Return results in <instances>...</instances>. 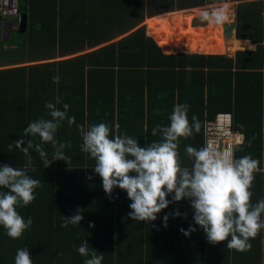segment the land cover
I'll list each match as a JSON object with an SVG mask.
<instances>
[{
	"label": "trees",
	"instance_id": "obj_1",
	"mask_svg": "<svg viewBox=\"0 0 264 264\" xmlns=\"http://www.w3.org/2000/svg\"><path fill=\"white\" fill-rule=\"evenodd\" d=\"M237 1L235 37L257 46L228 57L167 54L143 26L137 27L145 18L200 6L204 0H19V12L27 15V29L15 41L23 48V60H46L101 46L69 58L0 70V164L28 169L43 185L36 189L33 203L18 209L25 220L33 219L30 231L12 239L0 226V264H14L21 248L29 249L33 264H84L91 257L81 256L78 248L86 241L89 249L104 256L102 264H264V230L250 241L249 252L228 249L226 242L213 245L195 224L187 199L171 203L150 223L129 218L132 201L119 188L111 197L105 193L102 178L92 168L94 159L81 150L77 127L104 122L145 147L159 139L151 136L152 128L168 125L173 106L186 103L189 119L194 114L201 122L199 133L179 143L181 159L190 166L186 146L202 147L205 119L227 111L233 113V127L245 135L235 157L250 154L264 168V110L254 104L264 99L261 1ZM54 76L58 83H53ZM57 98V106L63 110L67 103L69 116L76 118L71 126L64 121L56 134L59 142L72 145L65 149L69 164L58 160L44 168L32 151V172L27 157L15 147L9 152L8 145L23 137L32 121L50 118L44 105ZM44 147L51 159L52 146ZM251 191L253 203L264 199V173H256ZM78 208L84 209L81 225L61 227L63 216L71 217ZM176 210L181 216L172 215ZM190 226L197 230L185 236L181 229Z\"/></svg>",
	"mask_w": 264,
	"mask_h": 264
},
{
	"label": "clouds",
	"instance_id": "obj_2",
	"mask_svg": "<svg viewBox=\"0 0 264 264\" xmlns=\"http://www.w3.org/2000/svg\"><path fill=\"white\" fill-rule=\"evenodd\" d=\"M200 19L210 25H222L228 21V14L224 8H217L201 12ZM58 82L59 77L54 76L53 83ZM60 103L59 98L56 103L46 102L44 107L50 118L32 121L23 130V137L14 141V145H8L9 152L15 147L27 157L32 172L36 171L32 165V151L38 154L44 168L58 160L69 164L65 149L72 145L59 142L56 134L64 121L71 126L76 124V118L69 116L67 103L63 104V110L57 106ZM189 111L190 105L175 104L168 117L169 124H157L151 130V136L159 139L145 147L140 145L138 138L127 132H114L104 122L87 127L77 125L82 137L81 150L94 159L92 168L102 178L103 190L109 197L116 188L126 191L132 201L129 205L132 211L128 214L132 220L150 223L171 203L187 199L194 211L193 220L203 229L209 243L226 242L228 249L249 252L252 250L250 241L264 230V199L253 203L251 191L256 173H264V168L260 167V160L250 154L236 158L233 152L217 150L210 143L200 148L187 145L185 154L191 165L186 166L179 152L180 140L201 131L198 116L193 114L190 120ZM35 138L40 142H35ZM25 144L27 147L23 146ZM46 144L52 146L51 159L45 150ZM42 187L39 179L28 174V169L0 164V226L7 236L20 239L25 231L31 230L33 219L25 220L18 209L33 203L36 189ZM83 211L78 208L71 217L63 216L61 227L80 226ZM172 215L179 217L181 213L176 210ZM183 215L187 218V213ZM163 220L167 227L169 216L165 215ZM90 227L95 225L90 224ZM196 230L190 226L181 232L190 236ZM78 252L81 256L91 257L85 259L84 264H102L104 259L102 254L89 249L88 241L79 246ZM31 257L28 248L18 249L14 264H33Z\"/></svg>",
	"mask_w": 264,
	"mask_h": 264
},
{
	"label": "crops",
	"instance_id": "obj_3",
	"mask_svg": "<svg viewBox=\"0 0 264 264\" xmlns=\"http://www.w3.org/2000/svg\"><path fill=\"white\" fill-rule=\"evenodd\" d=\"M230 5L231 4L229 3V4H226L224 6V10H226V13L228 15L232 14V9L229 8ZM199 9L200 8H194L193 12L198 13ZM181 11H183V10H181ZM177 12H179V11H177ZM166 14H168V13H166ZM161 15H163V14H161ZM161 15H156V16H161ZM156 16H154V17H156ZM8 18H10V17L4 18V17L0 16V70L8 69V68H14V67L34 65V64L48 62L51 60H59V59L69 58V57L75 56L77 54H81L84 52L91 51V50L96 49L99 46H101V45L95 46V47L86 49L82 52H78L75 54H70V55L62 56V57H55V58L46 59V60H32V61L23 60V56H24L23 48L21 46H19L18 44H16L15 41L19 38V36H20L19 34L24 33V32L18 31V28H17L18 17H11L13 19H8ZM193 21H194V19H193ZM194 25H196V24H194ZM139 26H142V25H139ZM200 27L201 26L198 25V26H195V28H194L191 25V33L190 34L193 36H197L196 29L202 30ZM216 27H217V25H215V24L210 25L208 23L207 25L204 26L203 31L207 30V31H211V33H215V30H213V28H216ZM26 29H27V27H26ZM218 33L223 34L222 31L216 32V34H218ZM11 39H13L14 42H11ZM227 40H229L230 44H231V49H227V51L228 52L234 51L232 54H229V55L222 54V55H225L228 57H234L235 51H237V50L253 51L256 49V46H257L255 43L251 42L249 39H237L236 37L230 36V37H225L223 43L226 42ZM215 41H217V40H215ZM184 53H186V52H184ZM262 87L264 88V81L262 83ZM263 100H264L263 98L261 101L254 100V104L256 106H258V103H260L262 110H264V101ZM144 102H146V100H144ZM145 107H146V104H145ZM145 114H146V111H145ZM145 124H146V121L144 120V125ZM263 127H264V125H262V128ZM115 129L117 130L116 127H115ZM202 141H203V132H202ZM202 147H203V145H202Z\"/></svg>",
	"mask_w": 264,
	"mask_h": 264
},
{
	"label": "built area",
	"instance_id": "obj_4",
	"mask_svg": "<svg viewBox=\"0 0 264 264\" xmlns=\"http://www.w3.org/2000/svg\"><path fill=\"white\" fill-rule=\"evenodd\" d=\"M261 1L260 18L261 25L264 30V0ZM237 3V0H204L199 6L201 10L211 11L219 8L224 3ZM19 0H0V16L1 17H18ZM193 21V20H192ZM194 23V22H193ZM230 24V23H227ZM235 35V32L233 33ZM203 141L202 145L209 143L211 146L220 151H231L234 153L241 147L244 142L245 135L242 131L233 127V115L231 112H217L213 118L205 119L203 123Z\"/></svg>",
	"mask_w": 264,
	"mask_h": 264
},
{
	"label": "bare ground",
	"instance_id": "obj_5",
	"mask_svg": "<svg viewBox=\"0 0 264 264\" xmlns=\"http://www.w3.org/2000/svg\"><path fill=\"white\" fill-rule=\"evenodd\" d=\"M227 4H229V3H227ZM229 8L232 9L231 6ZM183 12L184 11H180V12H174L173 11L172 13L166 12L168 14L162 13L163 15L159 14L161 16L155 17L154 19H151L148 22L149 31H151L153 34H156L159 31L162 32V33H160L161 35L158 36L160 38L157 37L158 42L156 41V39L154 37L153 38L155 39L157 44L161 47V49L163 50L164 53L183 52L184 50H186V48L191 43V41H189L185 38L183 39V37L182 38L179 37V34L185 33L184 31L173 34L175 36L171 35L169 32L170 29H173L172 31L175 32L176 31L175 27H178L182 23L185 25V18L186 17L182 16ZM230 16L231 15H228V19H230ZM163 25H169L170 28L163 29L162 28ZM185 29H186V26H185ZM171 36H173V37H171ZM223 41H224V38L221 41L220 40L211 41L206 46H203V48L196 49L195 52L208 53V54L224 53L223 51L225 49L226 50L231 49V44H230L229 40H227L224 43H223ZM209 52H213V53H209Z\"/></svg>",
	"mask_w": 264,
	"mask_h": 264
},
{
	"label": "rangeland",
	"instance_id": "obj_6",
	"mask_svg": "<svg viewBox=\"0 0 264 264\" xmlns=\"http://www.w3.org/2000/svg\"><path fill=\"white\" fill-rule=\"evenodd\" d=\"M225 4H227V3H224L219 8H224ZM230 4H231L230 6L232 8V14L230 16V19H228V21L226 23H235V9H236V4L237 3L233 2V3H230ZM194 8H199V6L178 9L179 12L181 10L184 11L182 13V16L186 17L185 18V25L182 23L178 27H175V29H176L175 32L172 31L173 29H170V31H169L171 35H173L175 33L183 32V31L185 32L184 34H179V37L180 38L183 37V39L185 38V39L191 41L190 45L186 48V50L183 51V52H186V53H199V52H195V50L199 49V48H203V46H206L211 41L222 40L223 38H225L224 34H219V33L216 34V32L222 31V25H217L216 28H213V30H215V33H211V31H207V30L203 31L204 26L208 24V22L202 21L200 19V13L203 12L204 10L199 9L198 13H194L193 12ZM178 10H174V12H177ZM172 12L173 11H170L169 13H172ZM164 14H166V13L164 12ZM156 17H158V16H156ZM154 18H155L154 16L150 17V18H145L142 22H140L137 25V27L139 25H142L144 27L145 33L147 32L149 35L152 36V38L154 37L156 39V41H157V37L160 36L161 35L160 33H162V32L159 31L156 34H153L151 31H149V28H148V22L151 19H154ZM8 19H13V18L10 17ZM193 19H194V21H192ZM193 22H195V23H193ZM194 24H196V25H194ZM191 25L194 28H195V26H198V25L201 26L200 28L202 30H197L196 29L197 36H193V35L190 34L191 33ZM185 26H186V29H185ZM162 28L163 29H166V28L168 29V28H170V26L169 25H163ZM173 36H175V35H173ZM173 36H171V37H173ZM232 36L235 37L234 35H232ZM158 38H160V37H158ZM223 52L224 53H221V54L229 55V54H232L234 51H229L228 52L227 50H224ZM209 53H213V52H209ZM203 54H208V53H203Z\"/></svg>",
	"mask_w": 264,
	"mask_h": 264
},
{
	"label": "water",
	"instance_id": "obj_7",
	"mask_svg": "<svg viewBox=\"0 0 264 264\" xmlns=\"http://www.w3.org/2000/svg\"><path fill=\"white\" fill-rule=\"evenodd\" d=\"M17 23H18V26H17L18 31L19 32H25L26 31V27H27V15H26V13L21 12L19 14ZM222 31H223L224 37L232 36L233 33L235 32V24L234 23H230V24L224 23V24H222ZM146 35H148L147 32H146ZM148 36H151V35H148ZM154 41H155V39H154ZM176 53H178V52H176Z\"/></svg>",
	"mask_w": 264,
	"mask_h": 264
}]
</instances>
